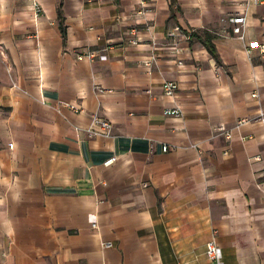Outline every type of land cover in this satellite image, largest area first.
Returning <instances> with one entry per match:
<instances>
[{"label":"crops","instance_id":"crops-1","mask_svg":"<svg viewBox=\"0 0 264 264\" xmlns=\"http://www.w3.org/2000/svg\"><path fill=\"white\" fill-rule=\"evenodd\" d=\"M139 1L0 0V264H264V0Z\"/></svg>","mask_w":264,"mask_h":264},{"label":"built area","instance_id":"built-area-1","mask_svg":"<svg viewBox=\"0 0 264 264\" xmlns=\"http://www.w3.org/2000/svg\"><path fill=\"white\" fill-rule=\"evenodd\" d=\"M149 0H140L139 1V6L140 11H138V14H143L144 9L148 6ZM35 10L37 12L40 11V8L38 4L35 6ZM248 7V1L247 4L245 5V9L243 12L238 14L237 16H233L232 18L229 19V23L232 25V33L236 35L238 38L243 39V33L244 29L246 28V10ZM179 30L176 29H170L166 32V36L169 39H174L175 35H177V32ZM131 34L135 35V29H131ZM191 39V33L189 32L188 34L183 35V40L184 41H189ZM131 44H136L135 40L130 41ZM257 48L260 51V54L264 56V45H259L257 43H252L250 47L247 49V53L249 54L252 49ZM170 54L172 55H177L180 53V49L177 47V44H172L171 48L169 49ZM96 57L95 52H88L83 55H79L77 57L78 60H82L84 58H87L89 60H92ZM179 65L182 63L179 62ZM146 66H149V63L146 64ZM178 89V86L175 82L169 81L165 82L162 85V93L165 98H173L176 94V91ZM252 97L257 98V94H253ZM69 109L73 110L76 112V108L73 106H69ZM164 114L167 116H174V117H181L182 116V111L179 108H173V109H166L164 111ZM264 115V112L259 113V117L261 118ZM245 120H241L238 124L244 123ZM215 131L221 135H224L225 138L229 139L231 138L230 132L224 127V126H218L215 128ZM87 138H96V137H101V138H111L113 137V126L112 124L102 118H99L97 116H93L90 119V124L88 128L85 130ZM9 148H13L12 144L8 145ZM167 147L163 146L162 147V152H166ZM111 161H115V158H112ZM92 229H96L97 225L96 222H92L91 224ZM102 247L105 249L112 248V244L109 242L103 243ZM206 257L209 261L210 264H223V258H222V250L217 241L215 240L214 237H212L206 244V251H205Z\"/></svg>","mask_w":264,"mask_h":264},{"label":"trees","instance_id":"trees-1","mask_svg":"<svg viewBox=\"0 0 264 264\" xmlns=\"http://www.w3.org/2000/svg\"><path fill=\"white\" fill-rule=\"evenodd\" d=\"M207 47L210 49V51L213 52V49H212V47L210 45H207Z\"/></svg>","mask_w":264,"mask_h":264}]
</instances>
